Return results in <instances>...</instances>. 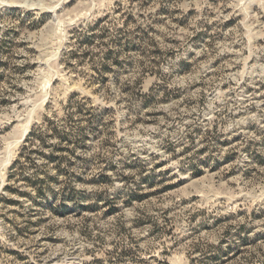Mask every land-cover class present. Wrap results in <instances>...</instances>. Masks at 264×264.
Wrapping results in <instances>:
<instances>
[{
    "label": "rangeland",
    "instance_id": "374dc122",
    "mask_svg": "<svg viewBox=\"0 0 264 264\" xmlns=\"http://www.w3.org/2000/svg\"><path fill=\"white\" fill-rule=\"evenodd\" d=\"M0 264H264V0H0Z\"/></svg>",
    "mask_w": 264,
    "mask_h": 264
},
{
    "label": "trees",
    "instance_id": "16d2710c",
    "mask_svg": "<svg viewBox=\"0 0 264 264\" xmlns=\"http://www.w3.org/2000/svg\"><path fill=\"white\" fill-rule=\"evenodd\" d=\"M78 94H73V96H77ZM73 106V102H72V100L70 99V101L68 102V106ZM36 131H37V129H32L31 130V132H30V134H29V136H30V138L29 139H35V138H37V137H39L38 136V134L36 133ZM26 150H27V146H24L23 148H22V151H20V154H19V157H18V159L16 160V162H15V164H19V162H20V159H21V157H25V152H26ZM49 158H51V159H55V156L53 157L52 155L51 156H49Z\"/></svg>",
    "mask_w": 264,
    "mask_h": 264
}]
</instances>
